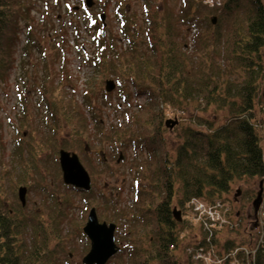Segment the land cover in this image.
Masks as SVG:
<instances>
[{
    "label": "trees",
    "instance_id": "trees-1",
    "mask_svg": "<svg viewBox=\"0 0 264 264\" xmlns=\"http://www.w3.org/2000/svg\"><path fill=\"white\" fill-rule=\"evenodd\" d=\"M179 2L177 17L158 0H145L144 29L137 24L136 15L118 5L120 38L108 41L105 35L95 37L96 56L85 57L103 79L112 75L117 83V108H128L124 114L128 124L117 121L107 136L116 141L124 134L129 138L128 143L123 142L126 146L147 153L146 159H135V200L125 215L118 213L126 216L125 221L130 219L117 238L124 240L113 257H119V264H180L175 250L181 244L182 229L189 225L186 216L191 198L214 202L235 182L256 179L264 171L260 137L252 121L256 120V104L264 98V0H225L217 8L196 0ZM32 5H36L34 0H0V83L13 68L21 26L26 29V38L20 76L26 78L25 68L32 63L31 50L36 49L45 58L48 55V49L45 51L42 42L33 36ZM213 16L216 23H212ZM181 25L188 27L187 32L196 30L193 51L187 52L186 41L180 39L185 36H179L177 28ZM49 38L47 34L45 39ZM57 39L62 42L60 49L64 48L65 38ZM63 61L59 70L64 72ZM51 64L34 81L50 112L53 137L49 140L57 147L59 129L69 124L75 147L79 148L88 130L84 108L92 114L95 111L92 90L85 89L83 108L75 97L64 100L60 87L65 84L62 81L60 87L53 85L56 73L51 71ZM136 96L145 97V101L137 104ZM167 106L182 110L188 107L196 113L213 109L214 113L225 114L220 123H216L217 114L213 118L199 114L189 117L188 125L179 126L180 140L172 157L163 134ZM92 118L101 129V122ZM34 152L26 150V177ZM144 169L150 175H145ZM145 177L149 184L146 189L141 188ZM175 207L181 211V221L173 216ZM21 211L22 207H8L0 187V264H57L59 248L49 247L54 223L51 230L37 214ZM257 256L258 261L263 258L260 253ZM188 264L193 262L189 260Z\"/></svg>",
    "mask_w": 264,
    "mask_h": 264
},
{
    "label": "rangeland",
    "instance_id": "rangeland-1",
    "mask_svg": "<svg viewBox=\"0 0 264 264\" xmlns=\"http://www.w3.org/2000/svg\"><path fill=\"white\" fill-rule=\"evenodd\" d=\"M34 1L36 5H32V9L30 8L32 10L30 13L31 20L35 26L33 36L42 42L45 51L48 49L46 53L48 55L45 58L44 54L36 49L31 50L29 60L32 63L25 68L26 78L20 76L19 66L20 61H22V47L26 38V34L24 35L26 29L21 26V34L13 53V68L7 74L5 81L0 83V187L2 198L12 210H19L22 207V213L37 214L38 216H36L49 229L52 228L51 223H54L53 229H55L51 232L49 247L59 248L57 249V264H67V262L69 264H83V257L90 249V241L83 232V226L90 209L92 207L96 209L101 221L117 223L119 225L117 237L119 238L124 233L125 228L129 226L127 224H129L130 219L125 221L124 217L126 216H118V213L124 212L125 215V210H128L135 200L133 186L136 183L138 166L135 159L138 158L142 161L147 158V153L137 151L132 146H126L123 143H128L129 139L124 134H121V140L116 141L107 136L111 134V125L117 121L122 122L123 125L128 124V117L124 115L128 108L127 105H121L119 109L117 108V104H119L117 88L109 94L105 90V81L113 78L112 75L103 79L101 73L94 71L90 62H86L85 57L88 54L96 56L98 48L95 44V37L105 35L108 41L113 37L120 38V26L115 13V7L118 3L122 9H127L128 14L136 15L137 24L142 27L146 16L145 0H108V2L107 0H94L95 2L90 8L85 7V0ZM158 3L164 4L166 8L174 12V15L179 16V0H158ZM101 13H105V26L100 21ZM179 27L177 28L180 33L179 36L185 35L180 39L186 41L187 52L188 49L193 51L196 30L192 29L187 32V26L181 25ZM196 29L204 33L203 29ZM47 34H49V39H45ZM58 36L64 37L66 40L62 49H60L62 42L57 39ZM62 57L65 58L64 61ZM55 60V64L52 65L51 63ZM62 61L66 63L64 72L59 70ZM50 64L52 65L51 71L53 74L56 73V82L53 85H59V82L62 81L65 84L63 87L57 86L64 92L66 97L64 100L70 101L73 99L72 97H75V101L83 108L87 93L85 89L92 90L91 97L95 102V111L92 114L84 108V113L88 119V130L80 139L82 144L79 148L75 147L73 129L69 124H63L62 128L59 129L57 147L53 141L49 140L53 137L50 112L45 106L46 102L43 96L38 91V84L34 81L39 80L46 69V65ZM57 98H60L58 93ZM104 101L110 104H105ZM144 101L145 97L139 98L138 96L134 100L137 104ZM261 108L262 106L259 104L256 106L257 111H260ZM132 112L134 114L133 108ZM164 112L166 114L165 121L178 119V124L172 129L164 126L163 131L169 154L172 157L175 146L180 140L179 131L181 129L179 126L181 124L188 125L189 117L199 114L206 118H213L214 114H217L219 120L216 123H220L225 114L224 111L214 113L213 109L196 113L192 108L188 111V107L182 110L177 106L173 108L164 107ZM94 116L101 122V129H97L92 118ZM134 129L136 128L134 127ZM48 135L50 136L48 137ZM86 143L89 145V151H85L83 148ZM27 149L35 151V158L31 164L33 166L30 165L28 168V176L26 177ZM61 149L76 152L90 173L92 190L89 194L74 190L64 183L58 161ZM100 152H104L105 160L101 157ZM120 153L123 157L118 162ZM143 171L145 175H150L148 170L144 169ZM257 181L258 179L239 180L234 183V187H241L245 191L251 187L256 189ZM141 182V188L146 189L149 185L147 177L141 179ZM20 186L28 188L27 206L25 207L22 206L18 196ZM186 217L189 225L182 229L181 244L175 250L179 256L180 264H188L185 247L199 239L201 234L196 225L197 222L191 221L190 216ZM234 217L236 219V213H234ZM240 220L243 221L241 232L244 236L235 235L231 231L224 230L221 232L220 230L218 237L222 242L227 237H232L236 242L245 243L249 237L245 235L246 231L242 229H247L250 222L248 218L244 219L241 215ZM119 244L123 246L124 240H121ZM242 246H247V244ZM120 258L127 261V257L124 255H121ZM119 261V257H115L106 264H119Z\"/></svg>",
    "mask_w": 264,
    "mask_h": 264
},
{
    "label": "water",
    "instance_id": "water-1",
    "mask_svg": "<svg viewBox=\"0 0 264 264\" xmlns=\"http://www.w3.org/2000/svg\"><path fill=\"white\" fill-rule=\"evenodd\" d=\"M94 0H86V6L91 7ZM101 19L104 21L105 14H101ZM212 23H216V17L212 18ZM116 83L113 79L105 81V89L110 92L114 90ZM178 124V119H167L166 127L172 129ZM101 157L105 160L104 152H100ZM123 155L120 153L118 162ZM59 163L62 170L63 181L65 184L72 185L83 190H90L92 186L91 176L88 170L80 161L77 153L61 149L59 152ZM261 187V183L259 184ZM27 187L20 186L18 188V196L22 204L26 203ZM261 190L258 191L257 197L253 201L256 209L260 201ZM176 219L180 220V211H174ZM115 223L100 222L96 209L92 207L89 211L87 222L83 227L84 233L90 240V249L83 257L84 264H106V262L117 253L119 247L115 240Z\"/></svg>",
    "mask_w": 264,
    "mask_h": 264
},
{
    "label": "built area",
    "instance_id": "built-area-1",
    "mask_svg": "<svg viewBox=\"0 0 264 264\" xmlns=\"http://www.w3.org/2000/svg\"><path fill=\"white\" fill-rule=\"evenodd\" d=\"M200 1L210 6L219 5L222 2V0H200ZM256 127L260 131L261 136L263 137L264 140V103L262 104L261 117L258 120V122H256ZM262 181L264 185V172L262 174ZM200 208H202V204L195 203V210H198ZM207 212L210 215V218H213V220L221 219L220 214H218L217 211L213 210L212 208L208 209ZM255 220L258 223V228L255 233L249 234V240H248L249 243L247 244V246L236 247L233 251H229L228 253L224 254L223 257H221V259L217 262H227L235 258L234 262H232L233 264H235L236 257L240 254L242 258L245 260L243 264H264V189H263L262 202ZM205 225L208 228H210L207 223ZM212 225L214 226V224H211L210 226ZM258 253H260L263 257L261 258L260 261H258V256H257ZM199 257L205 259L207 262L210 261L209 257L203 254L202 252H197L196 258Z\"/></svg>",
    "mask_w": 264,
    "mask_h": 264
},
{
    "label": "flooded vegetation",
    "instance_id": "flooded-vegetation-1",
    "mask_svg": "<svg viewBox=\"0 0 264 264\" xmlns=\"http://www.w3.org/2000/svg\"><path fill=\"white\" fill-rule=\"evenodd\" d=\"M90 150V149H89ZM87 150V146H85V151ZM28 194V190H27ZM27 194H26V204H27ZM255 197V188L251 187V189L245 191L240 190L233 197L232 205L237 208L238 214L243 216L244 219L249 218L252 215L251 203Z\"/></svg>",
    "mask_w": 264,
    "mask_h": 264
}]
</instances>
